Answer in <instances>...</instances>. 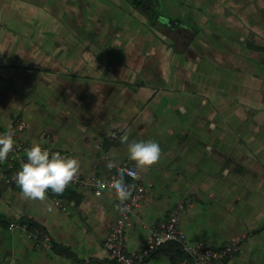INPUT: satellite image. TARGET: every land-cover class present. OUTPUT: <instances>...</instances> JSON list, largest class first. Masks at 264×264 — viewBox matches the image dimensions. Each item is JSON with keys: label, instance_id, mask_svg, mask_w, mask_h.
Instances as JSON below:
<instances>
[{"label": "crops", "instance_id": "1", "mask_svg": "<svg viewBox=\"0 0 264 264\" xmlns=\"http://www.w3.org/2000/svg\"><path fill=\"white\" fill-rule=\"evenodd\" d=\"M151 1L152 15L130 0H0V134L21 120L24 142L76 158L81 178L98 179L135 165L124 136L157 142L159 161L136 169L145 192L125 250L182 203L177 226L189 242L238 241L225 264H264V0ZM52 195L59 205L0 186V264L108 260L118 202L109 188ZM11 221L43 229L50 249ZM176 258L168 243L144 264Z\"/></svg>", "mask_w": 264, "mask_h": 264}, {"label": "built area", "instance_id": "2", "mask_svg": "<svg viewBox=\"0 0 264 264\" xmlns=\"http://www.w3.org/2000/svg\"><path fill=\"white\" fill-rule=\"evenodd\" d=\"M24 127L23 121L18 119L11 126L10 133L13 134L15 143L8 158L0 161V165H3L6 170L0 181V186L20 190L15 184L14 177L20 168V163L27 159L25 150L31 147L21 139ZM120 133L119 129H112L108 133V138L115 140ZM40 146L49 151L47 147ZM121 176L129 180L124 183L130 186L131 195L122 203L119 200L117 202L115 221L109 227L103 240V249L108 260L98 264H144L155 251L167 243H175L179 248V256L173 264H225L236 253L238 241L225 243L218 248L210 247L202 242H189L177 226L178 213L183 208L182 203H178L165 218L151 226L149 236L142 247L136 251L127 252L123 230L130 213L141 202L145 192V187L137 181L135 165L128 161L118 163L115 165L114 171L105 179H98L93 174L87 178H81L77 175L68 186H88L91 187L95 195H99L103 188H109L111 182ZM47 194L50 195L55 205L60 204L50 190ZM15 227L22 229L26 237L34 241L37 248L50 249L51 238L43 229L34 227L32 230H27L25 224H19L15 221L8 223L9 229Z\"/></svg>", "mask_w": 264, "mask_h": 264}, {"label": "clouds", "instance_id": "3", "mask_svg": "<svg viewBox=\"0 0 264 264\" xmlns=\"http://www.w3.org/2000/svg\"><path fill=\"white\" fill-rule=\"evenodd\" d=\"M123 140L127 144L128 159L135 162L136 169L147 170L159 161L161 149L157 142L152 140L128 142L127 136H124ZM14 143L12 133L0 134V161L8 158ZM25 153L27 159L20 163L14 177L15 184L25 200L44 202L49 190L60 195L79 173V160L64 156L58 151L50 153L37 143H33ZM113 166L112 161L105 165L109 169ZM109 190L121 203L131 195L130 186L125 185L123 176L114 179L109 185ZM46 211L53 212L54 209L48 205Z\"/></svg>", "mask_w": 264, "mask_h": 264}, {"label": "trees", "instance_id": "4", "mask_svg": "<svg viewBox=\"0 0 264 264\" xmlns=\"http://www.w3.org/2000/svg\"><path fill=\"white\" fill-rule=\"evenodd\" d=\"M130 1L133 4V6H135V8H137L138 10H140V11H142L148 15L153 14L152 1L151 0H130ZM171 244L174 246L176 256L178 257L179 256L178 246L175 243H171Z\"/></svg>", "mask_w": 264, "mask_h": 264}]
</instances>
